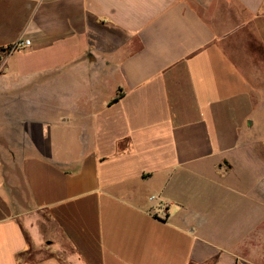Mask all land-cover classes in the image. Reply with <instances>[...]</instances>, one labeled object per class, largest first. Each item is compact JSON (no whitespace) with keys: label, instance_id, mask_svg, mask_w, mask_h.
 Segmentation results:
<instances>
[{"label":"crops","instance_id":"obj_1","mask_svg":"<svg viewBox=\"0 0 264 264\" xmlns=\"http://www.w3.org/2000/svg\"><path fill=\"white\" fill-rule=\"evenodd\" d=\"M0 264H264V0H0Z\"/></svg>","mask_w":264,"mask_h":264},{"label":"built area","instance_id":"obj_2","mask_svg":"<svg viewBox=\"0 0 264 264\" xmlns=\"http://www.w3.org/2000/svg\"><path fill=\"white\" fill-rule=\"evenodd\" d=\"M30 44V42L28 40H20L18 43H16L15 45V49L21 50V49H25L26 47H28ZM155 197H151L150 199H154Z\"/></svg>","mask_w":264,"mask_h":264},{"label":"rangeland","instance_id":"obj_3","mask_svg":"<svg viewBox=\"0 0 264 264\" xmlns=\"http://www.w3.org/2000/svg\"><path fill=\"white\" fill-rule=\"evenodd\" d=\"M53 236L49 233H43V241L50 242L52 240ZM52 250V248H51Z\"/></svg>","mask_w":264,"mask_h":264}]
</instances>
